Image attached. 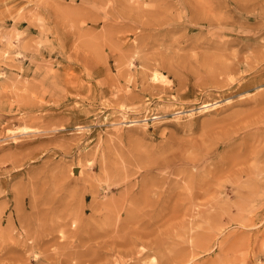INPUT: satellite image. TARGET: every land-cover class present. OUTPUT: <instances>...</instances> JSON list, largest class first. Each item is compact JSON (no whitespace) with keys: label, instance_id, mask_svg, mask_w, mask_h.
<instances>
[{"label":"rangeland","instance_id":"1","mask_svg":"<svg viewBox=\"0 0 264 264\" xmlns=\"http://www.w3.org/2000/svg\"><path fill=\"white\" fill-rule=\"evenodd\" d=\"M106 1L99 0L98 3V0H89L81 3L80 0H47L46 3L44 0H0V264H264V188L256 187V184H264V161L258 163L264 157L258 162L256 160V163L248 161L254 168L259 164L261 167L256 165V168L260 169L261 174L254 171L245 185L243 178L240 181L226 167L222 172L223 177L220 174L217 177L216 174L219 173V167H216L218 158L234 154L229 151L230 144L237 145L239 142L237 147H246L240 153L247 152L249 146L264 145V118L255 125L251 124V128H242L233 133L230 140L223 141L219 137V133L221 136L224 131L232 130L228 125L232 127L230 122L235 119V114L238 120L256 111L264 113V0H197L199 3L196 0H123L125 5L121 0ZM95 5L100 9H96ZM201 5H204L202 9ZM75 6L79 7L78 10L74 9L77 11L73 10ZM52 8L56 9L52 11ZM65 8L67 10H62ZM131 9L141 14L137 11L135 14ZM122 11L125 15L121 16L118 13ZM201 11L202 14L199 13ZM143 12L147 13L146 17ZM64 13L68 17H63ZM72 13L73 18L81 14L73 20ZM149 13L157 14L161 22L151 26L133 23L123 31L119 28L123 23H131L127 16L138 14V19L144 20L151 17ZM86 16L97 19L93 21V28H88L91 21H82ZM195 17L201 21L192 22ZM116 28H119L118 33ZM97 31H104L101 32L103 36L110 34H107L108 37L105 35L104 39ZM84 32H87L86 35ZM83 35L86 40L89 36V42ZM231 38H234L231 44L223 46L224 41ZM112 41L115 43L111 45L113 48L109 46L113 44ZM90 45L100 56L94 54L92 49H87ZM94 45L99 46H96V51ZM83 46L87 50L82 49ZM70 48L78 49L73 52ZM173 50L178 53H173ZM231 50L235 55H231ZM191 55H195V58ZM202 58L206 65L200 61ZM93 64L94 67L91 66ZM222 65H228L230 69L228 76L231 77L227 76V79L235 78L237 83H244L242 89L236 91V85L232 89L226 86L227 89L223 87L218 90L210 85V71H217ZM151 82L156 83L154 85ZM247 98L250 100H245ZM203 102H208L209 107H205ZM242 112L246 113L242 116ZM49 113L52 114L49 116ZM230 115L233 117L231 121ZM224 121L229 122L227 126L223 124ZM20 127H31L32 131L21 133ZM12 134L14 139L10 137ZM211 141H216L217 145L214 143V147ZM176 143L182 149L188 148V154L191 155L202 148L209 152L195 167L177 163V169H173L172 165L170 168L150 170L144 166L146 160L166 155L168 148L174 150ZM135 145L140 147L137 151ZM147 154L149 157L145 156ZM238 160L240 158L237 157ZM117 168L119 173L114 171ZM229 173L233 178H229ZM213 174H216L215 179ZM225 176L229 178L228 182ZM57 178L59 180L56 181ZM144 181L149 182L146 188L143 186ZM235 181L241 184L240 188L231 187L232 182L236 184ZM248 184L250 190L246 187ZM51 185L56 187L52 188ZM58 188L61 192H58ZM110 199L112 202L108 203ZM118 200L119 203H116ZM113 202L115 204L112 207L108 206ZM101 203L105 206L102 207ZM238 203L242 206H237ZM116 204L123 206L121 209L116 208ZM106 207L112 208L110 211L114 208L113 214ZM193 253L196 254L193 256L195 259H191Z\"/></svg>","mask_w":264,"mask_h":264},{"label":"bare ground","instance_id":"2","mask_svg":"<svg viewBox=\"0 0 264 264\" xmlns=\"http://www.w3.org/2000/svg\"><path fill=\"white\" fill-rule=\"evenodd\" d=\"M47 1V0H46ZM45 0H44V2H46ZM58 1V0H57ZM73 1V0H72ZM74 1H76V0H74ZM81 1V3L83 2V1H89V0H80ZM103 1H106V0H103ZM108 1V0H107ZM106 1V2H107ZM122 2H123V0H121ZM126 1V0H125ZM64 2V1H63ZM77 2H79V1H77ZM110 2V1H109ZM120 2V1H119ZM121 2V3H122ZM128 2V1H127ZM193 2V1H192ZM195 2V1H194ZM196 2H197V0H196ZM200 1H198L197 3H199ZM47 3V2H46ZM53 2H51V4H52ZM62 3V2H61ZM98 3H99V0H98ZM108 3V2H107ZM197 3L195 4L194 3V5H196L197 6ZM44 4V3H43ZM54 4H56V3H54ZM68 4V3H67ZM71 4V3H70ZM73 4V3H72ZM79 4V3H78ZM93 5H94V3H92ZM101 4H103L102 3V1H101ZM110 4V3H109ZM123 4L125 5V3L123 2ZM200 4H202V3H200ZM47 5V4H46ZM53 5V4H52ZM84 5V4H83ZM86 5V7H88L87 5V3L85 4ZM104 5V4H103ZM193 5V6H194ZM205 5V4H204ZM204 5H201V9H202V7H204ZM48 6V5H47ZM68 6V5H67ZM105 6H106V3H105ZM126 6H128V5H126ZM125 6V7H126ZM135 6V5H134ZM198 6H199V4H198ZM226 6V5H225ZM66 7V6H65ZM81 7V6H80ZM130 7H131V5H130ZM189 7V6H188ZM187 7V8H188ZM207 7V6H206ZM67 9H69V7H66ZM62 9V10H67V9ZM71 8V7H70ZM79 8V7H78ZM78 8H77V6H75L74 8H73V10L74 9H77L78 10ZM95 8H96V5H95ZM97 8H99L98 6H97ZM96 8V9H97ZM131 8H133V7H131ZM192 8V7H191ZM209 8V7H208ZM53 10L52 11H54V9H56V8H52ZM57 9H58V7H57ZM85 9V8H84ZM91 9V8H90ZM100 9V8H99ZM106 9H108V8H106ZM114 9V8H113ZM127 9H130L129 7L127 8ZM134 9V8H133ZM137 9H139L138 7H137ZM155 9V8H154ZM153 9V10H154ZM212 9V8H211ZM72 10V9H71ZM72 10V11H73ZM77 10H74V11H77ZM81 10V9H80ZM89 10V9H88ZM92 10H94L93 8H92ZM132 10V9H131ZM130 10V11H131ZM144 10V9H143ZM61 11V10H60ZM60 11H58V15H59V12ZM69 11V10H68ZM95 11V10H94ZM103 11H104V9H103ZM102 10H101V12H103ZM132 11H135V10H132ZM137 11V10H136ZM136 11H135V14H136ZM212 11V10H211ZM56 13H57V11H55ZM88 12V11H87ZM100 11L98 12V13H101ZM138 12V11H137ZM145 12H147V10H145ZM148 12H150V11H148ZM147 12V13H148ZM206 12V11H205ZM205 12H204V15H205ZM213 12V11H212ZM52 13H54V12H52ZM63 13V12H62ZM62 13H60L61 15H62ZM74 13V12H73ZM72 13V18H73V16H74V14ZM82 13V12H81ZM80 13V14H81ZM94 13V12H93ZM92 13V14H93ZM104 13V12H103ZM102 13V14H103ZM110 13V12H109ZM140 12H138V14H139ZM144 13V12H143ZM143 13H142V17H143ZM146 13V14H147ZM168 13V12H167ZM199 13H203L202 11L201 12H199ZM209 13H211V12H209ZM66 13H64V15H63V17L65 16H67L68 14H66ZM77 15H78V13H76ZM79 14V15H80ZM84 14V13H83ZM85 14H86V12H85ZM119 15H125L124 14V11H122V12H119L118 13ZM137 14V15H138ZM141 14V13H140ZM146 14L144 13V17H146ZM150 14V13H149ZM212 14V13H211ZM55 15V13L53 14V16ZM79 15L76 17V15H75V17L74 18H79ZM94 15V14H93ZM104 15V14H103ZM103 15H101V16H103ZM119 15H118V17H119ZM137 15H134V16H127V20L128 21H130L131 23H129V24H126V23H128V22H126V23H123V24H121V25H119V23L118 24H116V25H119V28L123 31L124 29H127V27H130L133 23H142L143 24V26H151L152 24H159L161 21H159V17H158V15L157 14H154V15H151V17H148V18H145L144 20H142V18H141V16H140V18L141 19H138V17L139 16H137ZM167 15H169V14H167ZM194 15V14H193ZM55 16H57V14L55 15ZM60 16V15H59ZM96 16H97V14H96ZM147 16H149V15H147ZM68 17V16H67ZM70 17V16H69ZM81 17V16H80ZM82 17H83V15H82ZM81 17V18H82ZM100 17V16H99ZM98 17V18H99ZM117 17V18H118ZM143 17V18H144ZM161 17V16H160ZM197 17V16H196ZM193 18L191 21L193 22V20L195 21V22H198V21H201L200 19H198V18ZM205 17V16H204ZM218 17H220V16H218ZM57 18H58V16H57ZM56 17H55V20L57 19ZM60 18V17H59ZM74 18H73V20H74ZM94 17L92 16V18H90V16H86L85 18H84V20H82V19H80V20H82V21H84V22H90L91 21V24H90V26L88 27V28H93V21H95V20H97V19H93ZM107 18V17H106ZM110 18H112V17H110ZM109 18V19H110ZM53 19H54V17H53ZM63 19V18H62ZM66 19V18H65ZM70 19H71V17H70ZM69 18H68V21L70 20ZM100 19H101V17H100ZM114 19V18H113ZM221 19V18H220ZM44 20V19H43ZM47 20V19H46ZM73 20L71 21V22H73ZM79 20V21H80ZM106 20V19H105ZM174 20V19H173ZM77 21H78V19H77ZM82 21H80V22H82ZM103 21V20H102ZM121 21V20H120ZM206 21V20H205ZM218 21V20H217ZM228 21H230V20H228ZM58 22H59V20H58ZM61 22V21H60ZM63 22V21H62ZM61 22V23H62ZM67 22V21H66ZM115 22H117V21H115ZM191 22V23H192ZM211 22V21H210ZM209 22V23H210ZM32 22H30V24H31ZM60 23V24H61ZM64 23V22H63ZM75 23V22H74ZM174 23V22H173ZM227 23V22H226ZM59 24V23H58ZM76 24H77V22H76ZM79 24V23H78ZM107 24V23H106ZM175 24V23H174ZM173 24V25H174ZM213 24H214V22H213ZM73 25H75V24H73ZM80 25V24H79ZM108 25V24H107ZM195 25V24H194ZM217 25H219V23L217 24ZM61 26H62V24H61ZM66 26V25H65ZM103 26V25H102ZM109 26V25H108ZM139 26V25H138ZM138 26H136V27H138ZM163 26V25H162ZM208 26V25H207ZM140 27V26H139ZM199 27H201V26H199ZM203 27V26H202ZM206 27V26H205ZM211 27V26H210ZM74 28H76V27H74ZM100 28V27H99ZM104 28V27H103ZM119 28H116L117 29V31H116V29H113L114 30V32L116 31V33H118V30H119ZM148 28H150V27H148ZM154 28V27H153ZM152 28V29H153ZM160 28H162V27H160ZM212 28H213V26H212ZM84 29V28H83ZM133 29V28H132ZM147 29V28H146ZM151 29V28H150ZM82 30V29H81ZM85 30V29H84ZM100 30H101V28H100ZM107 30V29H106ZM129 30V29H128ZM163 30V29H162ZM209 30V29H208ZM73 31H75V29L73 30ZM88 31H89V29H88ZM108 31V30H107ZM111 31V30H110ZM141 31V30H140ZM145 31V30H144ZM43 32V31H42ZM101 32L103 33L104 31H100V32H98L97 31V33L100 35V37H101V35H102V37H105L104 39H106V36L105 35H107V34H110V33H107V34H105L104 36H103V34H101ZM112 32V31H111ZM130 32H131V29H130ZM150 32V31H149ZM207 32V31H206ZM71 33V32H70ZM75 33H76V31H75ZM85 33H87V32H84V34ZM91 33V31L89 32V34ZM94 32H92V34H93ZM105 33V32H104ZM125 33V32H124ZM82 34H83V32H82ZM239 34V33H238ZM78 35V34H77ZM86 35V34H85ZM79 36V35H78ZM109 36H111V35H109ZM119 36H121V35H119ZM209 36V35H208ZM76 38H78L77 36H75ZM79 37H81V35L79 36ZM83 37H84V39L86 40V37L83 35ZM96 37V36H95ZM107 37H108V35H107ZM118 37V36H117ZM240 37V36H239ZM242 37V36H241ZM244 37V36H243ZM242 37V38H243ZM88 38H89V36H88ZM87 38V40H89ZM210 38V37H209ZM247 38V37H246ZM79 39V42L81 41L80 39L81 38H78ZM96 39V38H95ZM98 39V38H97ZM102 39V38H101ZM108 40H109V38H107ZM233 39L234 38H231V39H228V40H225L224 41V43H223V46H228L229 44H231V42L233 41ZM235 39H237V38H235ZM241 39V38H240ZM245 39V38H244ZM243 39V40H244ZM73 40H75V39H73ZM72 40V41H73ZM86 40V41H87ZM93 40V39H92ZM91 40V44H92V41ZM99 40H100V38H99ZM218 40V39H217ZM71 41V40H70ZM76 41V40H75ZM75 41H73L74 43H72V44H74V46H75ZM101 41V40H100ZM99 41V42H100ZM105 42L107 41V40H104ZM110 42H111V40H109ZM108 41V42H109ZM220 41V40H219ZM76 42H78V41H76ZM79 42L78 43H76V44H79ZM87 42H89V41H87ZM102 42V41H101ZM236 42V41H235ZM84 43H85V41H84ZM83 43V45H85ZM94 43H95V41H94ZM103 43V42H102ZM107 43V42H106ZM112 43H113V41H112ZM71 44V43H70ZM81 44V43H80ZM87 44V43H86ZM96 44V43H95ZM107 44H109V43H107ZM115 43H113V44H110L109 46L110 47H112L111 45H114ZM144 44V43H143ZM220 44V43H219ZM93 45V44H92ZM98 45H99V43H98ZM94 45V48H95V51H96V48L97 47H99V46H101V45ZM235 45V44H234ZM71 47H72V45H70ZM74 46L72 47V48H74ZM77 46V45H76ZM80 46V45H79ZM82 46V45H81ZM88 46H89V44H88ZM87 46V47H88ZM97 46V47H96ZM85 47H86V45H85ZM84 46L82 47V49H85V50H87V49H92L93 51L92 52H94V49H93V47L90 45V47H88L87 49L85 48ZM102 47V46H101ZM115 47V46H114ZM64 48V47H63ZM113 48V47H112ZM111 48V49H112ZM69 49V48H68ZM75 49H78V48H75ZM75 49H71L70 48V51L72 50L73 52H74V50ZM34 50V49H33ZM65 50V49H64ZM100 49H98V51H99ZM192 50V49H191ZM211 50V49H210ZM25 51V50H24ZM80 51H82V50H80ZM89 51H91V50H89ZM102 53H103V51L102 50H100ZM174 51L175 50H173V53H174ZM203 51V50H202ZM76 52V51H75ZM79 52V51H78ZM92 52H91V54H92ZM130 52V51H129ZM176 53H178V51H175ZM209 52V51H208ZM214 52V51H213ZM212 52V53H213ZM221 53H222V51H220ZM233 51L231 50V53H232ZM34 53H37V52H35L34 51ZM40 53V52H39ZM63 53V52H62ZM61 53V54H62ZM80 53V52H79ZM78 53V54H79ZM97 54V52H94V54ZM100 53V52H99ZM204 53V52H203ZM202 53V54H203ZM206 53V52H205ZM204 53V54H205ZM226 53V52H225ZM235 53V52H234ZM234 53H232L231 55H233ZM243 53V52H242ZM84 54V53H83ZM101 54V53H100ZM158 54H160V53H158ZM163 54H164V52H163ZM167 54V53H166ZM196 54V53H195ZM204 54H203V56H204ZM210 54V53H209ZM215 54H218L219 55V53H215ZM227 54V53H226ZM66 55V54H65ZM77 55V54H76ZM80 55V54H79ZM85 55V54H84ZM97 55H99V54H97ZM104 55V54H103ZM130 55V54H129ZM128 55V56H129ZM173 55V54H172ZM201 55V54H200ZM207 55H208V53H207ZM211 55H213V54H211ZM235 55V54H234ZM237 55V54H236ZM239 55V54H238ZM83 56V55H82ZM93 56H96V55H93ZM100 56V55H99ZM122 56V55H121ZM158 56H160V55H158ZM158 56H157V58H158ZM167 56V55H166ZM174 56V55H173ZM190 56V55H189ZM191 56H194V58H195V55H191ZM206 56V55H205ZM209 56V55H208ZM216 56V55H215ZM228 56H229V54H228ZM259 56V55H258ZM73 57H74V55H73ZM73 57H72V59H73ZM78 57V56H77ZM84 57V56H83ZM88 57L90 58V59H92L93 61L95 60V59H93L92 57H90L89 55H88ZM88 57H87V59H88ZM98 57V56H97ZM103 58L105 57V56H102ZM131 57V56H130ZM172 57V56H171ZM176 56H174V58H175ZM212 57V56H211ZM210 57V58H211ZM227 57V56H226ZM245 57V56H244ZM96 58V57H95ZM103 58H101V61L103 60ZM106 58V57H105ZM113 58V57H112ZM120 58V57H119ZM123 58V57H122ZM133 58V57H132ZM181 58L183 59V57L181 56ZM192 57H190V59H191ZM200 58H201V56H200ZM212 58H214V57H212ZM224 58V57H223ZM258 58V57H257ZM66 59V58H65ZM86 59V60H87ZM89 59V60H90ZM128 59V58H127ZM163 59V58H162ZM177 59V58H176ZM204 59H206V57L204 58ZM222 59V58H221ZM228 59V58H227ZM245 59H247V58H245ZM42 60H43V58H42ZM85 60V61H86ZM91 60V61H92ZM97 60H98V58H97ZM165 60V59H164ZM166 60H167V58H166ZM224 60V59H223ZM222 60V61H223ZM244 60V59H243ZM44 61V60H43ZM42 61V62H43ZM50 61V60H49ZM49 61L47 62V63H49ZM130 60H128V62H129ZM154 61V60H153ZM159 61H160V59H159ZM158 61V62H159ZM179 61V60H178ZM184 61V60H183ZM192 61H194V60H192ZM202 63L203 62H205V61H203V58L200 60ZM51 62V61H50ZM88 62V61H87ZM245 62V61H244ZM81 63H83V62H81ZM161 63V62H160ZM162 63H163V60H162ZM181 63H182V65L184 64L182 61H181ZM198 63V62H197ZM79 64V63H78ZM155 64H156V61H155ZM167 64H168V62H167ZM187 64H188V62H187ZM200 64V63H199ZM204 64V63H203ZM65 65V64H64ZM185 65V64H184ZM190 65V64H189ZM204 65H206V62H205V64ZM91 66H93L94 67V64L93 65H91ZM96 66V65H95ZM157 66V65H156ZM162 66V65H161ZM201 66H203V65H201ZM259 66V65H258ZM165 67H166V65H165ZM187 67V66H186ZM189 67V66H188ZM187 67V68H188ZM207 67H209V64H208V66ZM214 67V66H213ZM216 67V66H215ZM221 68L219 69V70H217V71H210V72H212L211 74H210V76H209V74H207L209 77L208 78H210V85L211 86H213L214 85V87L216 88V89H218L219 90V88H223V87H225L226 88V86H227V88L228 89H232L233 87H235L236 85H237V90L236 91H239L240 89H242V87L244 86V83H237V79L235 80V78L234 79H227V76L229 75V73H230V69H229V67H228V65H222V66H220ZM44 68V67H43ZM168 68V67H167ZM186 68V69H187ZM189 68H191V66L189 67ZM201 68V67H200ZM204 68H206V67H204ZM217 68V67H216ZM45 69H46V67H45ZM107 69V68H106ZM169 69H171V68H169ZM193 69V68H192ZM258 69V68H257ZM174 70V69H173ZM193 70H195V69H193ZM204 70H206V69H204ZM204 70H203V72H204ZM209 70H211V69H209ZM252 70V69H251ZM255 70V69H254ZM70 71V70H69ZM68 71V72H69ZM198 71V70H197ZM206 71H208V70H206ZM205 71V72H206ZM250 71V70H249ZM51 72H52V69H51ZM67 72V73H68ZM71 72V71H70ZM70 72H69V74L68 75H70ZM153 72V71H152ZM157 72V71H156ZM39 73V72H38ZM49 73V72H48ZM72 73V72H71ZM199 73V72H198ZM86 74V73H85ZM153 74V73H152ZM156 73H154V75H155ZM182 74V73H181ZM193 74V73H192ZM205 74V73H204ZM240 74V73H239ZM67 75V74H66ZM148 75V74H147ZM146 75V76H147ZM160 75V74H159ZM158 75V76H159ZM196 75H198V74H196ZM87 76V75H86ZM182 76V75H181ZM238 76V75H237ZM72 77V76H71ZM85 77V76H84ZM89 77V76H88ZM151 77H153V76H151ZM151 77H150V80H151ZM194 77H195V75H194ZM193 77V78H194ZM218 77H221V79H219ZM231 77V76H230ZM229 76H228V78H230ZM241 77V76H240ZM159 79L161 80V77L159 76ZM180 79V78H179ZM189 79V78H188ZM198 79V78H197ZM240 79V78H239ZM63 80H65V79H63ZM72 80V79H71ZM186 80H187V77H186ZM185 80V81H186ZM199 80V79H198ZM201 80V79H200ZM78 81V80H77ZM145 81H146V79H145ZM154 81V80H153ZM162 81V80H161ZM203 81V80H202ZM193 83H194V81H192ZM54 83V82H53ZM151 83H154V82H151ZM156 83V82H155ZM155 83H154V85H155ZM159 83V82H158ZM163 83V82H162ZM200 83H201V81H200ZM203 83V82H202ZM201 83V84H202ZM47 84H49V83H47ZM52 84V83H51ZM77 84V83H76ZM167 84V83H166ZM165 84V86H167ZM178 84H180V83H178ZM197 84H198V82H197ZM194 85H196V84H194ZM204 85H205V82H204ZM203 85V86H204ZM141 86V85H140ZM143 86V85H142ZM157 86H158V84H157ZM162 86V85H161ZM198 86V85H197ZM196 86V87H197ZM68 87V86H67ZM71 87H74V86H71ZM146 87V86H145ZM141 88V87H140ZM168 88V87H167ZM176 88V87H175ZM226 88V89H227ZM42 89H44V88H42ZM47 89V88H46ZM149 89H150V87H149ZM148 89V90H149ZM186 89V88H185ZM214 89V88H213ZM67 90V89H66ZM168 90H169V88H168ZM207 90V89H206ZM210 90V89H209ZM46 91V90H45ZM64 91H65V89H64ZM63 91V92H64ZM67 91H69V90H67ZM71 91V90H70ZM154 91V90H153ZM158 91V90H157ZM217 91V90H216ZM221 91V90H220ZM147 92V91H146ZM149 92V91H148ZM151 92V91H150ZM159 92V91H158ZM178 92V91H177ZM202 92V91H201ZM205 92V91H204ZM43 93V92H42ZM125 93H129V92H125ZM218 93V92H217ZM44 94V93H43ZM42 94V95H43ZM77 94V93H76ZM115 94V93H114ZM132 94V93H131ZM154 94H156V93H154ZM162 93H160V94H158V95H161ZM239 94V93H238ZM74 95V94H73ZM165 95V94H164ZM217 95V94H216ZM80 96V95H79ZM118 96H119V94H118ZM167 96V95H166ZM201 96V95H200ZM209 96V95H208ZM214 96V95H213ZM139 97V96H138ZM62 98V97H61ZM164 98V97H163ZM172 98V97H171ZM175 98H176V96H175ZM216 97L214 96V99H215ZM253 98V100H255L254 99V97H252ZM64 99V98H63ZM73 99V98H72ZM134 99V98H133ZM213 99V98H212ZM55 100V99H54ZM118 99H116V101H117ZM160 100H162V99H160ZM174 100V99H173ZM218 100V99H217ZM245 100H250V98H247V99H245ZM244 100V101H245ZM52 101V100H51ZM115 100H113V102L115 103L116 102ZM53 102V101H52ZM59 102V101H58ZM128 102V101H127ZM192 102V101H191ZM196 102V101H195ZM198 102V101H197ZM39 103V102H38ZM180 103H182V102H180ZM24 104V103H23ZM26 104V103H25ZM44 104V103H43ZM46 104V103H45ZM48 104V103H47ZM54 104H55V102H54ZM203 104H204V106L205 107H207L208 106V102H203ZM50 105V104H49ZM212 105H214V103H212ZM211 105V106H212ZM7 106H9V105H7ZM203 106V105H202ZM30 107V106H29ZM46 107V106H45ZM75 107V106H74ZM209 107V106H208ZM11 108V107H10ZM21 108V107H20ZM34 108V107H33ZM58 108H60V107H58ZM64 108V107H63ZM67 108V107H66ZM18 109V108H17ZM30 109V108H29ZM68 109H69V107H68ZM84 109V108H83ZM45 110V109H44ZM204 110V109H203ZM23 111V110H22ZM26 111V110H25ZM158 111V110H157ZM159 111H161V110H159ZM86 112V111H85ZM2 113V112H1ZM54 113V112H53ZM55 113H57V112H55ZM59 113V112H58ZM63 113V112H62ZM235 113V112H234ZM237 113H238V111H237ZM246 113V112H245ZM245 113H240V115L242 114V116H243V114H245ZM50 114H52V113H49V116H50ZM85 114V113H84ZM233 114V113H232ZM47 115V114H46ZM70 115V114H69ZM234 115V114H233ZM236 115L237 114H235V116H234V118L235 119H233V120H236L237 118H236ZM28 116V115H27ZM44 116V115H43ZM42 116V117H43ZM232 115H230L229 117H230V121H231V118H233V117H231ZM247 116V115H246ZM72 117V116H71ZM228 117V118H229ZM238 117V116H237ZM239 117H241V116H239ZM74 118V117H73ZM225 118V117H224ZM262 118H264V113L263 114H261V113H257V111H256V113H251V114H249V116L248 117H244V118H239L238 120H236L234 123L231 121L230 123H232V124H230V125H232V127L231 126H229L227 123H229V122H225V123H223L224 125H228V128L230 127V128H232V130L230 131V130H226V131H224L222 134H221V136H220V133H219V137H220V139H223V141L224 140H230L231 139V137L233 136V133H235V132H237L238 130H241L242 128H251V124H257L258 122H260L261 120H262ZM35 119V118H34ZM39 119H40V117H39ZM64 119H65V117H64ZM69 119V118H68ZM67 119V120H68ZM227 119V118H226ZM60 120V119H59ZM66 120V121H67ZM32 121V120H31ZM56 121V120H55ZM65 121V120H64ZM64 121H62V122H64ZM45 122V121H44ZM210 122V121H209ZM209 122H208V125H209ZM58 123V122H57ZM60 123V122H59ZM201 123H205V121L204 122H201ZM221 123H222V121H221ZM263 123V122H262ZM217 124V123H216ZM223 124L221 125L222 127H224L223 126ZM54 125V124H53ZM52 125V126H53ZM62 125V124H61ZM201 125V124H200ZM207 125V124H206ZM226 125V126H227ZM253 125V126H254ZM47 126H50V125H47ZM58 126V125H57ZM60 126V125H59ZM65 126V125H64ZM202 126V125H201ZM221 126H220V128H221ZM51 127V126H50ZM209 127V126H208ZM20 128H22V127H20ZM49 128V127H48ZM205 127H203V129H204ZM212 128H213V123H212ZM219 128V129H220ZM227 128V129H228ZM18 129V128H17ZM16 129V130H17ZM32 128L31 127H26V128H22V130H21V133H27V132H30V131H32L31 130ZM38 129V128H37ZM45 129V128H44ZM79 129V128H78ZM81 129V128H80ZM206 129H207V126H206ZM218 129V130H219ZM245 129V130H246ZM257 129V128H256ZM11 130V129H10ZM209 130H210V127H209ZM255 130V129H254ZM8 131V130H7ZM7 131H5L6 133H8L9 134V132H7ZM14 131V130H13ZM49 131V130H48ZM202 131V130H201ZM222 131V128H221V130H220V132ZM243 131V130H242ZM253 131V130H252ZM251 131V132H252ZM4 132V133H5ZM11 132V131H10ZM43 132V131H42ZM45 132V131H44ZM43 132V133H44ZM51 132V131H50ZM215 132V131H214ZM33 133V132H32ZM41 133V132H40ZM206 133V132H205ZM205 133H203V134H205ZM258 133V132H257ZM7 134V135H8ZM37 134H39V133H37ZM200 134V133H199ZM198 134V135H199ZM240 134H242V133H240ZM253 134H254V132H253ZM26 135V134H25ZM24 135V136H25ZM248 135V134H247ZM258 135V134H257ZM1 136V135H0ZM14 135L12 134V135H10V137L12 138ZM34 136V135H33ZM35 136H36V134H35ZM215 136V135H214ZM217 136V135H216ZM244 136H246L245 134H244ZM243 136V137H244ZM249 136H251L250 134H249ZM45 137V136H44ZM201 137V136H200ZM211 137V136H210ZM210 137H208L207 139H209ZM218 137V136H217ZM39 138V137H38ZM41 139H42V137H40ZM76 138H77V136H76ZM198 138V137H197ZM212 138V137H211ZM215 138V137H214ZM251 138L253 139V136H251ZM263 138H264V136H263ZM13 139H14V137H13ZM18 139V138H17ZM44 139V138H43ZM69 139V138H68ZM193 139V138H192ZM205 139V138H204ZM256 139V138H255ZM34 140H36V139H34ZM70 140V139H69ZM74 140V139H73ZM179 140V139H178ZM244 140V139H243ZM79 141V140H78ZM138 141V140H137ZM259 141V139L257 140V142ZM263 141V140H262ZM262 141H261V139H260V142L262 143ZM176 142H178V141H176ZM205 142V141H204ZM212 142V143H211ZM210 143L213 145L214 143H215V146L217 145V142L216 141H211ZM234 142V141H233ZM247 142V141H246ZM246 142H242V143H246ZM252 142V141H251ZM255 142V141H254ZM17 143V142H16ZM134 142H132V145H133V147H134V144H133ZM136 143V142H135ZM139 143V142H138ZM192 143V142H191ZM203 143V142H202ZM21 144H23V143H21ZM68 144V143H67ZM70 144V143H69ZM137 144V143H136ZM143 144V143H142ZM177 144V145H176ZM175 144V149L174 150H171V148H168L169 149V152H167L166 153V155H164V156H162L161 158H157V157H155V158H153L152 160H146V162H145V164H144V166H147V168L148 169H153V168H167V167H169V166H172V165H174V168L173 169H177V163H183L182 165H184V164H187V165H191V166H193V167H195L196 165H197V163H198V165H199V162H200V160H202V158H204L207 154H208V152H209V150H202V149H205V148H202V149H199L198 151H196V152H194V154L193 155H191L190 153L188 154V148H180V144H178V143H176ZM206 146H207V143L205 142L204 143ZM238 144H239V142H238ZM237 144V145H238ZM251 145H254L253 143H250ZM264 144V143H263ZM66 145V144H65ZM160 145V144H159ZM237 145L236 144H230L229 146V151L230 152H234V154L232 153V155L230 156L229 154V156H221V157H219L218 158V160H217V163H216V167H219V169H217L218 171L217 172H219V173H216L217 174V177L219 176V174L221 175V177H223L222 176V172L224 171V169H225V167H226V169H229V171L230 172H232L233 171V173L237 176V178L241 181V179L243 178V182H244V185L247 183V179L250 177V175L254 172V171H257V172H259V174H261L260 173V169L258 170L257 168L258 167H261L259 164H256V165H258V167L255 165V168H254V165H252V163L251 164H249L250 162H248V161H252V162H254L255 161V163H256V160H257V162H258V160L260 159V158H262V156L264 157V145H262L261 146V144H260V146L261 147H259V145L257 144V147H256V145L255 146H249L250 148L249 149H247V152H244V153H240V152H242V149H244V148H242V149H240V147H237ZM248 145H249V143H248ZM61 146H63V145H61ZM136 146V145H135ZM141 146V145H140ZM161 146V145H160ZM214 146V145H213ZM214 146V147H215ZM211 147V146H210ZM209 147V148H210ZM218 147V146H217ZM243 147V146H242ZM248 147V146H247ZM254 147H256V148H254ZM61 148V147H60ZM136 148V151H137V148L139 149L140 147H139V145L138 146H136L135 147ZM159 148V147H158ZM157 148V149H158ZM208 148V147H207ZM213 148V147H212ZM236 148H239V149H236ZM63 149V148H62ZM143 149V148H142ZM156 149V150H157ZM245 149H246V147H245ZM244 149V150H245ZM66 150V149H65ZM149 150V149H148ZM152 150V149H151ZM25 151V150H24ZM27 151V150H26ZM69 151V150H68ZM135 151V150H134ZM138 151H141V149L140 150H138ZM142 151H144V149L142 150ZM161 151V150H160ZM163 152H164V150H163ZM225 152V151H224ZM125 154V153H124ZM138 154V153H137ZM142 154V153H141ZM140 154V155H141ZM144 154H146L145 152H144ZM156 154V153H155ZM154 154V155H155ZM226 154V153H225ZM17 155V154H16ZM24 155V154H23ZM150 155H152V154H150ZM163 155V154H162ZM129 156V155H128ZM145 156H148V154L147 155H145ZM159 156V155H158ZM134 157V156H133ZM137 157V156H136ZM140 157V156H139ZM149 157V156H148ZM237 157H238V159L240 158V160H238L237 161ZM14 158V157H13ZM25 158V157H24ZM107 158V157H106ZM135 158V157H134ZM147 158V157H146ZM145 158V159H146ZM209 158V157H208ZM207 158V159H208ZM236 158V160H234ZM142 159H143V157H142ZM148 159V158H147ZM149 159H151V158H149ZM215 159V158H214ZM23 160V159H22ZM131 160V159H130ZM136 160V159H135ZM140 160V159H139ZM206 160V159H205ZM12 161V160H11ZM15 161V160H14ZM13 161V162H14ZM103 161V160H102ZM141 161V160H140ZM235 161H237V162H235ZM263 161L264 160H261V161H259L258 163H263ZM204 162V161H203ZM19 163H20V161H19ZM128 163H129V161H128ZM254 163V164H255ZM106 163H104V165H105ZM111 164V163H110ZM134 164V163H133ZM206 164V163H205ZM230 164H233V165H231V167L230 168H227V166H229ZM140 165H142V164H140ZM139 165V166H140ZM201 165V164H200ZM99 166V165H98ZM97 166V167H98ZM116 166V165H115ZM121 166V165H120ZM232 166L234 167V169L232 168ZM102 167V166H101ZM100 167V168H101ZM104 167V166H103ZM106 167V166H105ZM104 167V168H105ZM109 167H111L110 165H109ZM117 167H119L118 165H117ZM122 167V166H121ZM120 167V168H121ZM133 167V166H132ZM135 167H136V165H135ZM143 167V166H142ZM257 167V168H256ZM263 167V166H262ZM113 168V167H112ZM124 168V167H123ZM137 168V167H136ZM143 168H145V167H143ZM142 168V169H143ZM170 168V167H169ZM53 169V168H52ZM114 169V168H113ZM116 169V168H115ZM140 169H141V166H140ZM203 169V168H202ZM63 170V169H62ZM65 170V169H64ZM104 170V169H103ZM130 170V169H129ZM129 170H128V172H129ZM168 170H170V169H168ZM167 170V171H168ZM49 171V170H48ZM59 171V170H58ZM66 171V170H65ZM106 170H104V172H105ZM115 171V173H116V171L118 172V168H117V170H114ZM120 172H121V169L119 170ZM157 171H159V170H157ZM51 173H52V170L50 171ZM50 172H48V174L50 173ZM162 172V171H161ZM169 172V171H168ZM168 172H167V174H168ZM210 175H212V173H210L209 171H207ZM227 172H228V170H227ZM262 172V171H261ZM50 173V174H51ZM65 173V172H64ZM119 173V172H118ZM184 173V172H183ZM207 173V174H208ZM44 174V173H43ZM54 174V173H53ZM53 174H52V176H53ZM122 174H124V173H122ZM122 174H121V176H122ZM161 174V173H160ZM166 174V175H167ZM216 174H213V178L215 179L216 177H215V175ZM224 174H226V173H224ZM230 174L231 173H229L228 175H229V178L231 177L230 176ZM263 174V173H262ZM39 175V174H38ZM46 175V174H45ZM58 175H59V172H58ZM115 175H117V174H115ZM126 175V174H125ZM169 175V174H168ZM227 175V176H228ZM254 175V174H253ZM264 175V174H263ZM49 176V175H48ZM51 176V175H50ZM49 176V177H50ZM51 176V177H52ZM63 176V175H62ZM61 176V177H62ZM65 177L67 176V175H64ZM63 176V177H64ZM114 176V175H113ZM164 176V175H163ZM178 176V175H177ZM186 176H187V174H186ZM227 176H225V178H227ZM262 176V175H261ZM37 177V176H36ZM57 177V176H56ZM63 177L61 178V179H63ZM64 177V178H65ZM68 177V176H67ZM66 177V178H67ZM107 177H109L108 175H107ZM115 178H116V176H114ZM123 177V176H122ZM165 177V176H164ZM172 177V176H171ZM173 177H175V176H173ZM211 177V176H210ZM221 177H220V179H221ZM253 177V176H252ZM42 178V177H41ZM44 178V177H43ZM54 178H55V176H54ZM113 178V177H112ZM201 178H203V177H201ZM212 178V177H211ZM210 178V179H211ZM229 178H227V179H225L226 180V182H228L229 180ZM231 178H233V175H232V177ZM235 178V177H234ZM255 178H256V176H255ZM48 179H52V178H48ZM123 179H125L124 177H123ZM257 179V178H256ZM46 180V179H45ZM57 180H59V178H57L56 179V181ZM65 180V179H64ZM63 180V181H64ZM111 180V179H110ZM122 180V179H121ZM128 180V179H127ZM165 180V179H164ZM222 180V179H221ZM221 180H219L220 182H221ZM228 180V181H227ZM32 181H33V179H32ZM47 181V180H46ZM50 181V180H49ZM52 181V180H51ZM79 181V180H78ZM81 181V180H80ZM117 181V180H116ZM124 181H126V179L124 180ZM203 181V180H202ZM257 181H259V180H257ZM59 182V181H58ZM109 182H112V181H109ZM119 182H121V181H119ZM123 182V181H122ZM213 182V181H212ZM219 182V183H220ZM236 182V184H234L233 182L231 183L232 185H231V187H236V188H240L241 187V184H239V182H237V181H235ZM252 182V181H251ZM259 182H261V181H259ZM34 183V182H33ZM40 183V182H39ZM47 183V182H46ZM52 183H53V181H52ZM61 183H63V182H61ZM125 183V182H124ZM147 183H149V182H145L144 181V183H143V186L145 187V186H147ZM183 183V182H182ZM196 183V182H195ZM199 183V182H198ZM224 183V182H223ZM51 184V183H50ZM55 184H58L57 182L55 183ZM111 184V183H110ZM114 184V183H113ZM128 184V183H127ZM203 184V183H202ZM209 184V183H208ZM211 184V183H210ZM41 185V184H40ZM61 185V184H60ZM72 185V184H71ZM130 185V184H129ZM206 185V184H205ZM220 185H222V184H220ZM249 185V184H248ZM246 186V187H249V189L248 190H250V185L249 186ZM260 185H264V184H260ZM260 185H258V184H256V187L257 188H264V187H262V186H260ZM31 186H32V184H31ZM43 186H44V184H43ZM53 185H51V187H52ZM55 186V185H54ZM53 186V187H54ZM106 186V185H105ZM115 186V185H114ZM117 186V185H116ZM159 186V185H158ZM169 186V185H168ZM197 186H198V184H197ZM212 186V185H211ZM211 186H210V188H211ZM254 186V185H253ZM253 186H252V188H253ZM44 187H46V184H45V186ZM52 187V188H53ZM56 187V186H55ZM88 187H89V185H88ZM108 187V186H107ZM131 187V186H130ZM129 187V188H130ZM185 187V186H184ZM183 187V188H184ZM201 187H202V185H201ZM201 187H199V189L201 188ZM206 187V186H205ZM215 187V186H214ZM216 187H217V185H216ZM220 187V186H219ZM223 187V186H222ZM245 187V186H244ZM24 188V187H23ZM31 188V187H30ZM51 188V189H52ZM69 188V187H68ZM78 188V187H77ZM124 188L126 189L127 187L124 185ZM146 188V187H145ZM153 188H155V187H153ZM152 188V189H153ZM161 188V187H160ZM163 188V187H162ZM209 188V189H210ZM218 188V187H217ZM242 188H243V186H242ZM255 188V187H254ZM253 188V189H254ZM31 189H33V188H31ZM36 189H40V188H37L36 187ZM47 189V188H46ZM124 189V190H125ZM142 189V188H141ZM159 189V188H158ZM186 189V188H185ZM202 189V188H201ZM205 189V188H204ZM203 189V190H204ZM207 189H208V186H207ZM204 190L205 192H208L209 190ZM215 189V188H214ZM219 189V188H218ZM226 188H224V190H225ZM246 189V188H245ZM41 190H43V189H41ZM54 190V189H53ZM52 190V191H53ZM55 190H56V188H55ZM69 190V189H68ZM92 190V189H91ZM118 191V190H117ZM116 191V192H117ZM153 191V190H152ZM178 191V190H177ZM186 191V190H185ZM36 192V191H35ZM40 192V191H39ZM48 192H50L49 191V189H48ZM58 192H61V190L59 191V188H58ZM70 192V191H69ZM68 192V193H69ZM81 192V191H80ZM120 192H121V190H120ZM141 192H143V190L141 191ZM146 192V191H145ZM183 192V191H182ZM181 192V193H182ZM201 192H202V190H201ZM205 192H204V194H205ZM210 192V191H209ZM214 192V191H213ZM250 192V191H249ZM258 192H261V190L260 191H258ZM29 193V192H28ZM30 193H31V190H30ZM57 193V192H56ZM91 193V192H90ZM119 193V192H118ZM212 193V192H211ZM40 194H41V192H40ZM43 194H45V193H43ZM121 194V193H120ZM142 194V193H141ZM145 194V193H144ZM171 194V193H170ZM247 194V193H246ZM36 195H37V192H36ZM36 195H32V196H36ZM67 195H69V194H67ZM70 195H71V193H70ZM79 195V194H78ZM118 196H119V194H117ZM143 195V194H142ZM141 195V196H142ZM201 195H203V193L201 194ZM206 195V194H205ZM208 195H210V194H208ZM240 195V194H239ZM250 195V193H248V196ZM254 195V194H253ZM47 196V195H46ZM122 196H125V195H123L122 194ZM157 196V195H156ZM160 196V195H159ZM181 196H182V194H181ZM204 196V195H203ZM242 196H244V195H242ZM39 197V196H38ZM55 197V196H54ZM58 197V196H57ZM115 197H116V200L115 201H117V196L115 195ZM121 197V196H120ZM139 197H140V195H139ZM143 197H145V196H143ZM201 197V196H200ZM21 199H22V197H21ZM30 199H31V194H30ZM43 199H44V197H43ZM45 199H47V197H45ZM49 199H50V197H49ZM78 199H79V196H78ZM106 199V198H105ZM122 199H123V197H122ZM121 199V200H122ZM155 199H157V197H155ZM175 199H176V197H175ZM182 199H183V197H182ZM67 200V199H66ZM72 200H73V197H72ZM112 200H114V197H113V199ZM112 200L110 199L109 201H108V203L109 202H112ZM133 200V199H132ZM139 200V199H138ZM142 200V199H141ZM212 200V199H211ZM215 200V199H214ZM227 200V199H226ZM225 200V201H226ZM33 201V200H32ZM34 201H35V199H34ZM106 201H107V199H106ZM123 201V200H122ZM121 201V202H122ZM148 201V200H147ZM154 201V200H153ZM180 201H183V200H180ZM179 201V203H181ZM224 201V202H225ZM228 201H230V200H228ZM30 202V201H29ZM67 202H68V200H67ZM78 202H80V201H78ZM87 202V201H86ZM98 202V201H97ZM142 202L143 203H145L143 200H142ZM175 202H176V200H175ZM223 202V201H222ZM116 203H119V200H118V202H116ZM126 203H128L129 204V202H126ZM143 203H141L142 205H143ZM207 203V202H206ZM218 203V202H217ZM217 203H216V207H218L217 206ZM235 204H234V206L236 205V202H234ZM33 204V203H32ZM39 204V203H38ZM48 204V203H47ZM80 204H82V203H80ZM87 204V203H86ZM99 204V203H98ZM112 204H115V202H113V203H111V205L109 204H107L106 203V205H108V206H111L112 207ZM230 204V203H229ZM232 204V206H233V203H231ZM29 205V204H28ZM35 205V204H34ZM41 205V204H40ZM39 205V207H42V206H40ZM51 205V204H50ZM59 205V204H58ZM102 205H104V204H102L101 203V206ZM118 204H116V208H120L121 209V207L123 206V204H122V206L121 207H119V206H117ZM142 205H141V207H142ZM173 205V204H172ZM176 205V204H175ZM219 205H221V204H219ZM47 206V205H46ZM55 206V205H54ZM105 206V205H104ZM113 206H115V205H113ZM130 206V205H129ZM148 206V205H147ZM152 206V205H151ZM222 207H223V203H222V205H221ZM221 206H219V207H221ZM237 206H242V204H237ZM38 207V208H39ZM44 207V206H43ZM42 207V208H43ZM49 207V206H48ZM47 207V208H48ZM81 207V206H80ZM84 207V206H83ZM98 207H99V205H98ZM103 207V206H102ZM131 207V206H130ZM155 207V206H154ZM222 207L220 208V209H222ZM228 207H230V206H228ZM33 208V207H32ZM31 208V209H32ZM36 208H37V206H36ZM107 209L109 208V207H106ZM105 208V209H106ZM140 208V207H139ZM172 208H173V206H172ZM224 208V207H223ZM231 208V207H230ZM233 208V207H232ZM234 208H236V206L234 207ZM233 208V209H234ZM18 209V208H17ZM44 209H45V207H44ZM70 209V208H69ZM110 209H112V208H110ZM110 209H108L109 210V212H111L110 211ZM174 209V208H173ZM219 209V210H220ZM226 209V208H225ZM229 209V208H228ZM29 210H30V208H29ZM62 210V209H61ZM83 210V209H82ZM136 210V209H135ZM240 210V209H239ZM31 211V210H30ZM39 211H40V209H39ZM46 211V210H45ZM113 211H114V208H113ZM113 211H112V214H113ZM117 211H119V210H117ZM133 211V210H132ZM237 211H238V208H237ZM50 212V211H49ZM62 212V211H61ZM81 212V211H80ZM93 212H95L94 211V209H93ZM107 212V214H108V211H106ZM115 212H116V210H115ZM138 212V211H137ZM17 213V212H16ZM34 213V212H33ZM36 213H37V211H36ZM45 213V212H44ZM65 213H66V211H65ZM64 213V214H65ZM73 213H74V211H73ZM118 213H121V212H118ZM58 214V213H57ZM56 214V215H57ZM69 214V213H68ZM98 214V213H97ZM115 214H117V213H115ZM115 214H114V216H115ZM149 214V213H148ZM19 215H20V213H19ZM22 215V214H21ZM27 215V214H26ZM25 215V216H26ZM74 215V214H73ZM96 215V214H95ZM48 216V215H47ZM119 216V215H118ZM38 217V216H37ZM43 217V216H42ZM65 217H67V215L65 216ZM71 217V216H70ZM69 217V218H70ZM35 218H36V215H35ZM114 219H115V217H113ZM217 218V217H216ZM20 219H21V217H20ZM24 219V216H23V218L21 219V220H23ZM38 219V218H37ZM67 219H68V217H67ZM75 219V218H74ZM80 219V218H79ZM118 219V218H117ZM116 219V220H117ZM20 220V221H21ZM35 220V219H34ZM39 220V219H38ZM47 220V219H46ZM48 220H50L49 218H48ZM60 220H62V218L60 219ZM65 220V219H64ZM99 220V219H98ZM122 220V219H121ZM19 221V222H20ZM30 221V220H29ZM80 221V220H79ZM114 221V220H113ZM25 222V221H24ZM40 222V221H39ZM39 222H38V224H39ZM50 222V221H49ZM59 222V221H58ZM115 222V221H114ZM117 222H118V220H117ZM116 222V223H117ZM209 222H210V220H209ZM52 223V222H51ZM61 223V222H60ZM64 223V222H63ZM91 223H92V221H91ZM94 223V222H93ZM101 223V222H100ZM139 223V222H138ZM18 224V223H17ZM20 224H21V222H20ZM36 224V223H35ZM47 224V223H46ZM45 224V225H46ZM55 224V223H54ZM74 224H75V222H74ZM127 224V223H126ZM125 224V225H126ZM19 225V224H18ZM41 225H42V223H41ZM48 225H51V224H48ZM116 225V224H115ZM131 225V224H130ZM39 226V225H38ZM96 226H98L97 224H96ZM107 226V225H106ZM23 227V226H22ZM31 227V226H30ZM42 227V226H41ZM71 227V226H70ZM128 227H130V226H128ZM210 227L212 228V225L210 224ZM25 228V227H24ZM23 228V230H24V233H25V230L26 229H24ZM34 227H32V229H33ZM44 228V227H43ZM46 228V227H45ZM114 228H115V226H114ZM132 228V227H131ZM131 228H130V230H131ZM134 228V227H133ZM14 229V228H13ZM32 229H30V230H32ZM35 229V228H34ZM74 229V228H73ZM113 229V228H112ZM42 230V229H41ZM58 230V229H57ZM117 230V229H116ZM124 230H126V229H124ZM128 230H129V228H128ZM135 230V229H134ZM35 231V230H34ZM38 231H39V229H38ZM44 231V230H43ZM42 231V232H43ZM55 231H56V229H55ZM99 231V230H98ZM109 231V230H108ZM114 231V230H113ZM127 231V230H126ZM132 231V230H131ZM11 232V231H10ZM30 231H28V233H29ZM45 232V231H44ZM78 232V231H77ZM128 232V231H127ZM7 233H8V231H7ZM27 233V234H28ZM102 233V232H101ZM115 233V232H114ZM2 234V233H1ZM26 234V233H25ZM31 234V233H30ZM41 234V233H40ZM47 234H49V233H47ZM126 234V233H125ZM38 235V234H37ZM42 235V234H41ZM74 235V234H73ZM84 235V234H83ZM90 235V234H89ZM108 235V234H107ZM120 235V234H119ZM122 235V234H121ZM32 237H33V235H31ZM43 236V235H42ZM68 236V235H67ZM117 236V235H116ZM122 236H125V235H122ZM28 237V236H27ZM39 237H41V236H39ZM48 237V236H47ZM65 237V236H64ZM74 237V236H73ZM120 237V236H119ZM36 238V237H35ZM100 238V237H99ZM98 238V239H99ZM117 238V237H116ZM123 238V237H122ZM29 239V238H28ZM30 239H31V237H30ZM29 239V240H30ZM118 239V238H117ZM137 239V238H136ZM196 239H197V237H196ZM90 240V239H89ZM91 240H93V238L91 239ZM124 240H126V239H124ZM72 241V240H71ZM70 241V242H71ZM95 241V240H94ZM73 242V241H72ZM92 242V241H91ZM91 242H90V244H91ZM98 242V241H97ZM35 243V242H34ZM66 243V242H65ZM123 243H124V241H123ZM126 243V242H125ZM24 244V243H23ZM30 244V243H29ZM64 244V243H63ZM76 244V243H75ZM86 244V243H85ZM199 244V243H198ZM66 245V244H65ZM88 245V244H87ZM98 245V244H97ZM96 245V246H97ZM196 245V244H195ZM194 245V246H195ZM30 246V245H29ZM67 246V245H66ZM92 246H93V244H92ZM95 246V247H96ZM198 246V245H197ZM200 246H202V245H200ZM199 246V247H200ZM31 247V246H30ZM71 247V246H70ZM196 247V246H195ZM87 248V247H86ZM198 248V247H197ZM201 248H205L204 246H202ZM200 248V249H201ZM78 249V248H77ZM199 249V248H198ZM85 250V249H84ZM116 250V249H115ZM73 251V250H72ZM75 251V250H74ZM62 252V251H61ZM180 252H181V250H180ZM63 254V253H62ZM90 254V253H89ZM196 255V254H195ZM195 255H194V253H193V255H191L190 257H191V259H195V258H193V256L195 257ZM88 256V255H87ZM189 257V256H188ZM80 258V257H79ZM181 258V257H180ZM189 259V258H188ZM190 259V260H191ZM189 260V261H190ZM181 261V260H180ZM188 261V260H187ZM182 262V261H181ZM191 262V261H190Z\"/></svg>","mask_w":264,"mask_h":264}]
</instances>
